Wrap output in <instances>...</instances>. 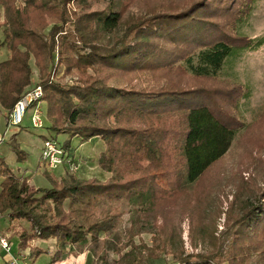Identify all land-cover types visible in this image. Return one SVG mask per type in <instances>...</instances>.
<instances>
[{
	"label": "trees",
	"instance_id": "16d2710c",
	"mask_svg": "<svg viewBox=\"0 0 264 264\" xmlns=\"http://www.w3.org/2000/svg\"><path fill=\"white\" fill-rule=\"evenodd\" d=\"M71 1L25 0L21 10L18 0H0L5 20L0 49L11 54L0 62V108L8 119L33 85H40L48 129L82 144L101 140L98 163L112 178L84 182L67 174L52 189L31 191L28 180L0 157V214L31 225L20 235L22 246L54 240L58 250L51 264H57L66 250H82L89 237L100 242L103 233L108 245L118 238L122 213L101 207L126 200L141 213L139 223L163 236L155 250L173 256V264H264L260 174L245 183L240 171L242 186L221 232L222 200L213 208L198 192L243 130L236 113L241 92L199 83H213L234 50L252 46L237 27L255 0H120L74 18ZM134 7L144 14H132ZM56 48L60 65L77 77L74 85L47 79ZM146 75L155 86L136 84ZM62 149L71 152V142ZM13 151L25 159L16 145ZM256 155L259 165L252 172L264 170V144ZM185 218L192 253L183 240ZM44 252L36 249L35 258ZM148 259L160 256L152 251Z\"/></svg>",
	"mask_w": 264,
	"mask_h": 264
},
{
	"label": "rangeland",
	"instance_id": "374dc122",
	"mask_svg": "<svg viewBox=\"0 0 264 264\" xmlns=\"http://www.w3.org/2000/svg\"><path fill=\"white\" fill-rule=\"evenodd\" d=\"M120 0H72L68 5L70 15H81L88 11L104 10L109 4L118 5ZM26 6L25 0H18L17 7L23 9ZM132 14L142 15L144 12L141 7H134ZM4 9L0 6V42L5 41L4 31ZM52 27V26H51ZM239 35L253 41L250 48L234 50L225 60L223 68L216 73L215 81L199 83L205 88L220 89L223 87H234L239 90L241 97L238 100L236 113L242 122L243 130L238 134L232 144V147L225 158L217 164L207 175V178L199 185L198 192L207 203L214 208L218 201L222 200L223 217L218 226L219 232L224 230L225 214L231 203L235 200L239 188L242 186L240 181V171L245 183H249L254 175L258 177V184L264 187V170L252 172L251 167L259 165L256 152L264 144V0H255L252 6L251 14L244 18L237 27ZM49 34V30L45 35ZM57 44H59L57 40ZM0 51L7 53L6 48ZM0 52V53H1ZM85 49L83 53H88ZM5 56V55H4ZM2 55V58H5ZM55 62L50 65L47 79L54 82H60L61 85H74L77 81L76 76L68 75L66 69L60 65L59 48L55 51ZM34 65V62H32ZM36 83H40L39 72L34 75ZM138 86H155L151 76L146 75L135 81ZM35 86V84L33 85ZM34 88V87H33ZM44 105V104H43ZM32 112L28 113L22 126L30 127L28 132H22L21 128L8 127L7 121L1 116L7 130L6 139L2 142L0 154L8 158L14 172L20 177H27L31 191L36 189H52L54 181L60 182L67 174L74 175L80 181L97 180L107 182V174L98 170L100 168L98 157L104 150V143L101 140H95L82 144L78 139H70L69 135H57L49 130V124L46 120V126L42 130H36L31 124ZM46 138H53L59 149L65 147L71 142L70 161L56 169L50 168L43 159V150ZM19 147L25 154V159H19L13 151V146ZM264 156V155H263ZM86 166V167H85ZM97 166V167H94ZM87 173V174H86ZM257 180V179H256ZM1 184V181H0ZM1 190V188H0ZM183 206V202L180 203ZM68 210V203L65 205ZM106 207V212L116 211L118 208L122 213L118 219L116 233L118 238L108 240L105 245V234L99 235V241H93L92 237L84 244L82 250L70 248L62 256V262L58 264H173L175 258L166 256L165 252L155 250L161 247V238L163 236L157 229L151 228L147 223H139L141 213L138 208H130L127 201L120 205L116 201L102 206ZM181 207V206H180ZM177 207V208H180ZM112 213V212H111ZM183 240L185 248L192 253L189 240L190 222L188 218L183 221ZM165 241V240H164ZM39 248V240L30 241ZM27 243L28 245L30 244ZM35 246V247H36ZM43 251H45L32 264H51L52 257L56 254L58 247L54 240L43 241ZM159 254L160 260H149L148 255L151 252ZM49 252V253H48ZM81 252V253H80ZM34 253V251H33ZM85 256V257H84ZM80 257H84L80 262ZM31 261H28V264ZM80 262V263H79Z\"/></svg>",
	"mask_w": 264,
	"mask_h": 264
},
{
	"label": "built area",
	"instance_id": "2783aa9c",
	"mask_svg": "<svg viewBox=\"0 0 264 264\" xmlns=\"http://www.w3.org/2000/svg\"><path fill=\"white\" fill-rule=\"evenodd\" d=\"M44 96L43 89L40 85L34 86L23 99L16 104L14 109L8 115V127L22 128L28 113L32 112L31 124L34 129L42 130L46 124V114L42 99ZM68 154L64 149H59L58 145L51 140H46L43 159L50 168L56 169L59 166L67 164ZM30 243L28 247L21 250L19 255L13 253V243L9 236L0 234V249L6 254L7 264H28L34 261L33 250L36 245Z\"/></svg>",
	"mask_w": 264,
	"mask_h": 264
},
{
	"label": "crops",
	"instance_id": "0c3cea01",
	"mask_svg": "<svg viewBox=\"0 0 264 264\" xmlns=\"http://www.w3.org/2000/svg\"><path fill=\"white\" fill-rule=\"evenodd\" d=\"M1 52V51H0ZM2 55L5 57V58H2ZM11 54L9 51H7V53H4L2 54V52L0 53V62H3V61H6L10 58ZM0 115L3 116L5 118V122L7 121V117H6V112L5 111H2L1 108H0ZM0 116V148H2L3 146V141L6 139L5 137L7 136V130L5 129V123L4 121L1 119L2 117ZM8 123V121H7ZM21 133L22 132H28L30 130V127H25L23 126L21 129ZM75 139H78L80 140L79 138H75ZM95 140H99V139H95ZM93 140V141H95ZM81 141V140H80ZM83 145L85 144H81L80 145V148L83 147ZM103 152V151H102ZM101 153V152H100ZM0 157L1 158H4L7 162V164L9 165V167L12 169V171L14 172L11 164L9 163V160L8 158H6L4 155H1L0 154ZM86 167V166H85ZM94 167H97V166H94ZM98 170L104 172L107 174V177H105V180L107 181L108 179L112 178V174L110 173H107L105 171H103L102 169H99V167H97ZM15 173V172H14ZM16 174V173H15ZM87 174V173H86ZM18 175V174H16ZM19 176V175H18ZM25 177V176H24ZM27 180L28 178L25 177ZM30 182V180H28ZM37 190V189H36ZM23 229L24 230H30L31 229V225L25 221H13L11 220L7 215H1L0 214V234H3V235H7L9 236L10 238V241L13 243V253L15 255H19L21 253V250L25 249L26 247H28V244L23 247L22 246V241L20 239V235L21 233L23 232ZM30 243V242H29ZM42 245H43V241H39V248L38 246H36L34 248L33 251H35L36 249H42ZM49 253V252H48ZM35 257V255H34ZM85 257V256H84ZM83 257V258H84ZM82 257H80V262H82V260H84ZM38 259V258H37ZM35 260V258H34ZM79 262V263H80ZM52 263V262H51ZM0 264H7L6 262V254L4 251H2L0 249ZM58 264V263H57ZM81 264V263H80Z\"/></svg>",
	"mask_w": 264,
	"mask_h": 264
}]
</instances>
